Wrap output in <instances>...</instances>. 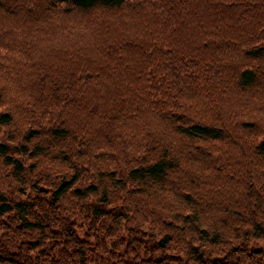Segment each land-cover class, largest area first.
Returning a JSON list of instances; mask_svg holds the SVG:
<instances>
[{
	"label": "trees",
	"instance_id": "16d2710c",
	"mask_svg": "<svg viewBox=\"0 0 264 264\" xmlns=\"http://www.w3.org/2000/svg\"><path fill=\"white\" fill-rule=\"evenodd\" d=\"M0 264H264V0H0Z\"/></svg>",
	"mask_w": 264,
	"mask_h": 264
}]
</instances>
